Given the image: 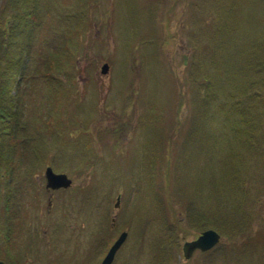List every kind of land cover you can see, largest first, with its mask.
Wrapping results in <instances>:
<instances>
[{"label":"rangeland","instance_id":"obj_1","mask_svg":"<svg viewBox=\"0 0 264 264\" xmlns=\"http://www.w3.org/2000/svg\"><path fill=\"white\" fill-rule=\"evenodd\" d=\"M215 1L219 17L211 11ZM8 8L1 0L0 18ZM40 9V18L50 25L47 38L51 33L58 40L68 66L77 56L75 46L80 47L77 66L82 77L74 87L57 84L54 98L70 115L68 121L63 117L59 131L45 126L51 138L33 157L34 163L45 164L36 168L41 176L33 174L21 191L24 200L38 198L37 207H43L45 214L47 165L57 173L67 172L75 179L72 189H79L81 183V211L77 212L83 225L98 224L94 249L101 250L103 236L109 238L129 223L128 241L113 264H155L168 242L164 239L169 235L170 214L176 215L184 233L182 247L199 234L187 225L186 212H180L184 208L178 202L183 199L180 191L201 207L229 201L233 208L244 200L252 203L251 191H256L255 196L264 192V119L260 124L252 114H244L239 101L248 70L264 59V0H41ZM204 16L206 23L201 22ZM211 21L217 29L207 27ZM212 30L221 40L219 45L214 42L216 48H212ZM40 51L45 57L46 50ZM104 63L110 65L109 74L102 73ZM60 72L50 70L46 75ZM200 74L209 87L197 97L192 78ZM253 76H264V69ZM258 84L264 91V81ZM80 88L82 99L76 98ZM250 126L263 132L258 135L263 147L248 140ZM48 159L54 161L46 164ZM251 175L257 179V189L244 187V176ZM118 194L122 196L116 209ZM61 207L60 201L54 205L59 218L48 231L62 234L53 228L62 225L64 243L70 245L75 231L66 210L60 217ZM31 212L29 226L43 233L37 208ZM262 212L259 208L255 226L264 225ZM113 217L114 227L109 221ZM1 220L5 232L7 215L3 213ZM82 246L92 250L91 241ZM218 246L209 255L190 259H185L181 247L176 264H264L261 246L253 251L241 242L232 252L233 242L223 236ZM54 251V256L62 254L56 246Z\"/></svg>","mask_w":264,"mask_h":264},{"label":"trees","instance_id":"obj_2","mask_svg":"<svg viewBox=\"0 0 264 264\" xmlns=\"http://www.w3.org/2000/svg\"><path fill=\"white\" fill-rule=\"evenodd\" d=\"M40 1L5 0V5H9L7 9L8 13H5V15L2 14L0 18V191L2 190L0 194V212L3 211L2 214L7 215V223L5 226L7 231H3L2 224L4 222L2 220L0 221V256L6 264H55L57 262L70 264V261L74 258V255L70 256L67 253L64 255V252L62 254L59 252V256L56 253V256H54V248L50 247V258L47 259L46 255L48 252H46V247L43 246L44 243L41 236L45 234L51 235V233L48 230L42 233L40 228L36 229L29 226L28 220L26 222L28 224V231H26L25 226L23 229L24 239L18 242V238L13 236V233L15 234L12 226L14 213L16 211L21 212L25 216V219L29 218V220L33 213L31 212L32 208L29 209V212L28 209H25L26 214L22 209L18 210V207L15 206V197L19 189L18 197L21 198V191L27 188V182L30 184V178L33 174L38 175L40 173L38 167L45 164V162H42L41 165H39L40 162H33V157L36 156L38 148L43 143L47 144L49 142L47 138H51L48 136L47 133L49 131L45 130V126L47 127L48 125V128L52 127L53 130L59 131V128L61 129L59 124L62 121L64 122L65 119L68 121L70 115L69 110L67 108L63 109L58 99L54 98L57 84L68 83L74 87L75 85H80L78 77H82V72L77 66V63H79L78 58L82 56L80 47L75 46L77 56L74 62L68 66V62L65 60L66 58L61 56V44L57 39L51 38V33L47 38L50 25L46 19L40 18ZM218 6V4L216 5V1L214 3L211 2V7L213 8L211 10L212 13L218 11ZM47 10L49 12L51 8ZM218 15L219 13L217 12L215 17H219ZM203 19H205L206 23L208 17L205 18L204 16L201 22ZM194 20L195 18L193 17V22ZM213 21L207 26L208 28L211 27L210 30L212 27L217 29L216 26H212ZM92 29H96L95 26ZM212 32L214 33L212 36V48H216V45H213L214 42L219 45L221 40H218L215 30H212ZM37 34L38 39L36 37ZM45 45L46 47H44ZM52 46L56 47V52L49 48ZM41 48L42 50H46L45 57L42 56ZM45 66H47L46 71L53 70L55 72H61L57 76L46 75V71L43 68ZM262 68L264 69V59L255 62L252 68L247 69L249 73L246 74L244 85L240 88L241 98L239 100L244 106V114H252L253 119H259L260 124L262 119H264V109H262L264 107L262 104L264 103V91L260 87L258 88V82L260 80L264 81V76H261L262 78H255L253 75L256 73L260 74ZM62 73H64V77H62ZM41 77H43V80ZM190 78L187 77L189 81ZM34 79H36L37 83L34 82ZM63 79L66 80L64 81ZM192 80H194L192 86H195L193 91L197 93V97L206 93L205 89L209 87L208 81H202L201 74L200 76L195 75ZM28 85L33 86L30 89ZM81 91V88L77 92L75 91L77 94L76 98L82 99ZM196 98H194V101H196ZM62 100L66 102L68 98L63 97ZM64 116L66 118L63 120ZM54 123L57 125H54ZM257 128L249 127L250 133L248 134V140L259 145V147H263L258 138V135H262L263 132H255ZM51 160L54 161V159ZM51 160L48 159L46 164L49 161L51 162ZM41 174L42 172L39 176ZM243 180L245 189H257V179L253 175L244 176ZM181 189H186V187H181ZM180 192L182 193L181 197L183 199L178 200V202L184 207L183 211L180 212L182 214L186 212L183 218L187 220L186 223L191 229L198 232L209 228L217 230L223 237L233 242L235 247L232 252L237 250L236 248H238L237 246L241 242L245 245L246 249L254 251L259 246L264 249V225L262 227L255 226L254 221L259 216V208L264 210V192L255 196L256 191H251L253 194V202H245L246 200H244L235 208L231 206L229 201H225L223 205L211 206L209 204L208 207H201L192 201L188 193ZM24 206L25 204H23ZM32 206H35V204L33 203ZM69 208L67 209L69 210ZM171 210L172 207H170V213ZM260 216L264 217V212ZM167 218L170 219L169 235L164 240L168 242L164 243L161 250H159L160 254L157 256L155 264H176L178 261L177 254L180 253L182 242L185 240L183 237L184 233L182 234V228L180 230L179 222L176 220V215L171 216L170 214ZM111 220L112 218L109 219L110 222ZM126 227H129V223L124 225L122 230H120L121 232L109 236V238L106 235L102 237L101 247L103 248L104 245L108 244L104 251L105 253L120 234L128 230ZM256 227L259 229L257 228L255 230ZM63 228L60 227L59 229L62 230L61 235L65 236ZM82 230V242L76 248V252L80 253L81 251L85 254V250H82V243L90 241V239L87 240L85 235L91 233V225L89 227L84 226ZM4 234L5 236H3ZM4 237L7 239L6 244L3 243ZM5 246L6 249L4 248ZM29 247H32L31 251ZM41 247L44 252L40 250ZM17 248L20 249L17 250ZM214 249L202 253V255H209ZM28 256H32L31 261L28 260ZM73 264H80V262L78 260L73 262Z\"/></svg>","mask_w":264,"mask_h":264},{"label":"flooded vegetation","instance_id":"obj_3","mask_svg":"<svg viewBox=\"0 0 264 264\" xmlns=\"http://www.w3.org/2000/svg\"><path fill=\"white\" fill-rule=\"evenodd\" d=\"M80 80H81V76L78 77L79 84H80ZM76 168L81 169V165H77ZM62 172H64V171H62ZM77 172H80V171L77 170ZM77 172L75 175H77ZM64 173H67V172H64ZM77 176L79 177V179L82 178L80 174H78ZM77 176L75 178H77ZM72 180H73L72 186L67 188V189L61 188L58 190H49L46 188L43 191V194L47 197V209H46V211H44L45 214H42V208L43 207L42 208L37 207L39 204L38 198H37V200L35 199L34 202H33L32 198H30V200L29 199L24 200V197L22 196V194H20L21 198H19L18 197L19 196V189L17 190L18 192H17L16 197H15V206L18 207V210L22 209L25 214H26L25 209H28V212H29V209L31 207L32 208L36 207L38 210V215L41 217V219L38 220V224H40V225L42 224L44 226V231L47 232L48 226H51L53 221L55 219L59 218L57 216V211H54V205L56 203H59V201H60V205L62 207L60 208V211H58L59 215L61 217L64 210H66L67 215L69 216L68 218H70V222H71V223H69V226H70L71 230L73 229L75 231V233L73 235V239H72L73 243H75V244H73L72 242H71L72 244H70V245H67L66 243H64V238H63V235H61V234H59V235L58 234L54 235L55 233L54 234L52 233L51 235L45 234V235L41 236V239H43V243H44L43 246L46 247L45 248L46 252H48L46 255V258L47 259L50 258L49 257L50 256V247L55 248V246H56L57 249H60V250H62V252L65 253L64 255H66V253L70 256L74 255L75 261L79 260L80 264H101L113 243L111 244L110 247H108V251H106V253L104 251L106 250V247L108 244L104 245V247L101 248V250H99V251L94 249L95 244L97 246V237H98V235H97L98 224L96 221H93V224L91 225V233L85 235L87 240L90 239V241L92 242V250L90 252L85 251V254H83L84 252H81V251H80V253L76 252V248L82 242L81 231H82V228L84 227V225H83L82 214H80L81 212H77V210H79V209L81 211V198H82V189H80L81 183L78 184L79 189H76V188L72 189L73 187H75V184H76L74 181L75 179L72 178ZM68 193H70V194H68ZM33 203L35 204V206H32ZM23 204H25L24 207H23ZM67 208H69V210ZM72 209H74V215H72ZM40 211H41L42 215L39 214ZM12 219L14 221L13 228H14V232H15V235L13 234V236L18 238V239H24V233H23L24 226L26 227V231H28V228H27L28 224L26 223L27 218L25 219V216L21 212L16 211V213H14V216L12 217ZM24 221H25V223H24ZM111 222H112V225L114 227L116 222L113 220V218H112ZM54 226H55V227H53L54 230H56L57 228L59 230V228L62 225L59 227H57L56 225H54ZM257 228L258 227H256L255 230H257ZM201 232H199V234ZM199 234L197 235V237L199 236ZM58 236H59V238L57 239L56 237H58ZM70 238H71V236H70ZM126 241H125V243H126ZM53 243H54V245H53ZM125 243L123 245H125ZM31 248L32 247H29L30 251H31ZM120 249H119V251H120ZM40 250L44 252L42 247L40 248ZM65 250H68V251L66 252ZM119 251L117 252V254L119 253ZM202 253H205V252L198 249L194 252L192 258L195 256H202L203 257ZM117 254H116L115 260L117 258ZM80 255H83V256H80ZM99 260H100V262H99ZM115 260H114V262H115ZM203 263H205L204 260H203ZM55 264H61V263L57 262Z\"/></svg>","mask_w":264,"mask_h":264},{"label":"water","instance_id":"obj_4","mask_svg":"<svg viewBox=\"0 0 264 264\" xmlns=\"http://www.w3.org/2000/svg\"><path fill=\"white\" fill-rule=\"evenodd\" d=\"M1 3V0H0ZM110 70L109 64L104 63L102 67V73L107 74ZM45 178L47 182L48 189H60V188H69L73 181L65 173H57L51 166H48L45 171ZM121 202V195L117 197L115 207L119 208ZM115 220V219H114ZM128 232L124 231L116 239L113 245L110 247L108 253L103 259L101 264H112L114 262L115 256L118 250L122 247L126 241ZM222 240L221 234L213 229L209 228L201 232V234L192 240H187L183 243V255L185 259H190L196 250H201L203 252L209 251L215 246H217ZM0 264H6L4 260L0 258Z\"/></svg>","mask_w":264,"mask_h":264}]
</instances>
